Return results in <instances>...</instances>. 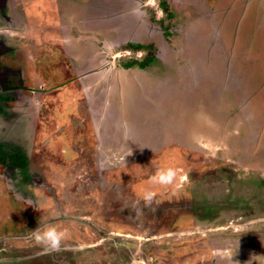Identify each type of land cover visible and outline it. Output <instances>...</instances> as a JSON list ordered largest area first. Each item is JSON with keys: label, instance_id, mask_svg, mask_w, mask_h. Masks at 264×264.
<instances>
[{"label": "flooded vegetation", "instance_id": "1", "mask_svg": "<svg viewBox=\"0 0 264 264\" xmlns=\"http://www.w3.org/2000/svg\"><path fill=\"white\" fill-rule=\"evenodd\" d=\"M40 1L0 0V130L16 133L14 138L0 137V264H67L78 251L121 238L137 242L150 259L143 264H245L246 245L264 264V246L258 245L262 235L253 227V222L264 221V204L253 187H234L240 182L264 184V170L253 163L254 157L263 160L259 148L264 145L257 138L251 152L249 145L240 148L239 156L212 157L210 149L200 148L205 141L169 133L179 126L193 128L196 114L221 115L224 96L214 105L208 100L214 93L211 84L222 81L197 73L194 82L189 65L198 64L207 48L219 50L210 46L216 25L221 48L228 46L241 58L233 46L242 30V14L247 9L245 15L254 20L259 12L261 21L264 0H238L233 8L225 0H148L156 8L143 7V14H152V19L154 14L158 38L118 48L124 57L117 61L114 34L94 29L86 19L96 12L95 0H51L56 10L44 18L30 9ZM245 1L250 4L245 6ZM159 38L170 44V58H161ZM263 67L254 69L259 72L251 77L252 90L250 81H243L244 93L226 97L233 102L243 94L256 97L260 92L254 81ZM242 75V80L249 77ZM132 84L139 89L136 102L121 115L117 104ZM165 90L174 102L171 123L165 121L168 110L157 107ZM230 122L224 130L240 127L235 144L244 146L252 121ZM208 129L203 127V132ZM83 131H90L87 142L78 144L77 134ZM155 146L159 148L150 150ZM173 147L201 152V157L168 155ZM103 151L110 152L107 158ZM115 156L117 166L108 160ZM131 159L140 169L126 170ZM161 167L176 170L172 185L149 183ZM145 190L156 193L151 207L141 199ZM133 205L138 209L132 211ZM261 223L259 231H264ZM41 225L68 230L59 251L36 244L30 231ZM196 243L204 249L197 260Z\"/></svg>", "mask_w": 264, "mask_h": 264}, {"label": "rangeland", "instance_id": "2", "mask_svg": "<svg viewBox=\"0 0 264 264\" xmlns=\"http://www.w3.org/2000/svg\"><path fill=\"white\" fill-rule=\"evenodd\" d=\"M117 1L114 2L115 7L121 8V10H122L118 14H125L126 13L127 17L131 20L129 25L126 23V20H123V21L115 20V23H112V22H111L112 24L111 23H104V26L102 24L97 25L96 22H93V21L91 22L93 14L86 15V19H89L88 22L90 25L94 26L93 27L94 29L98 27L97 29H101V31H103L105 33H108V34L113 33L114 34V43L112 44V42L110 41V44H112L115 47V50H113V51H115V52H113V55H114V58L116 59V61L119 58L124 57V55H122L123 49L118 50V48H120V47L124 48V46L128 43H137V44L139 43L140 44L141 42L158 38L157 34L159 33V29L157 28V25L154 21V14H153V19L151 17L152 14H143L144 8L145 9L148 8L149 10L151 8L155 9L156 8L155 3L152 4L150 2V4L147 5L146 3L148 2V0L146 2H141V0H138L141 2V3L138 2L139 4H137L135 0H125L124 2L123 1L117 2ZM78 3L80 4V0L78 1ZM227 3H229L228 5H233L232 0H228ZM133 8L135 9V13L130 14L131 9H133ZM30 9L32 11V14H36L37 16L39 15L42 18H44V16L46 14L52 13L56 10V8L54 7V4L51 0L40 1L36 5L32 6ZM95 10H96V12L94 11V14H99L97 12L98 9L96 6H95ZM231 10H233V9H231ZM139 16H141L140 18H141V20H143V21H141V25H140V23L137 24V20L139 21ZM215 16H216L215 18L217 20L222 19V15H215ZM258 17L259 16L256 15L254 20H251V19L247 20L246 15H244V18L241 20L242 22L240 23V27L242 26V30H238V36H237V41H236L237 47L235 45L233 46L234 51H236L237 53L238 52L242 53L241 58L235 52H232L228 48V46L221 49L222 55H225L224 58L229 60V64L232 67V73L234 74V77H231L229 79L230 83L225 81V79H224V81L219 83V79H217L216 77L212 78L213 80L216 79L219 84H217V86L214 83L211 84L212 91H214V93L212 92V96L209 98L210 100H208V101H209V103L214 105V104H217L214 102H219L220 98L224 96L223 99L221 98L222 99L221 100L222 101V113H221V115H219L218 112H210V114L202 113V115L196 114L193 128H190V127L187 128V126L184 125V126H179L178 128L175 127L174 129L176 131L174 129L172 131L171 130L169 131V133L172 132L173 134H178V136L180 138L186 139L187 141L189 140L188 138L192 139L193 137H194V141H205L206 144L204 146H203V144L200 145V148H203L205 150L210 149L209 152L208 151L207 152L210 153L212 157L215 155H219L220 153L225 154V155L235 154V156H239L241 153L240 148L243 147V151H244V149H245L244 147H246V146L249 147V145H250V151L249 152H251V150H253V147L251 145L254 143L258 144V141L261 143L260 145H262V144L264 145V99L262 98V95L264 93V67L261 69L262 70L261 75L260 76L258 75V79H257L258 82H256V80L254 81V84L256 85L255 89H257V92H260L258 94H255L256 97L255 96L251 97L250 99H252V100H250L249 98L247 99L246 96L243 94L242 96L239 97V99H236V101H234V102L229 97H226L227 95H230L232 93H234L238 96L239 93L243 92V84L241 85V83L243 81L245 83L247 81L249 83V81H250L248 86H250V88L252 90L253 85L251 82V77L254 78L255 77L254 75L258 74V72H259V71L255 72L254 69L258 70V67L260 68L261 66H264V21H263V23L260 22ZM112 20H113V18H112ZM131 22L136 23V24L131 25ZM106 24H108L107 27H106ZM144 24L146 26H148V25L151 26V29H152V30H150V32H147V34L144 32L145 29L143 30V28H141V27H144L143 26ZM247 31L251 32L250 33L251 35L247 34ZM217 32H218V27L216 25V28L214 29V31L211 34L212 44L214 43V41L217 38H219L217 35ZM160 36H161V34H160ZM247 36L251 39H249V38L247 39ZM159 39H160L159 40V43H160L159 48L161 51L160 52L161 58H164L167 56L170 58L171 54L168 52V50L166 48V47L169 48L170 44H168L166 39H161V38H159ZM57 52H59V50H55L54 53H57ZM211 53L216 54L217 51L211 52ZM126 57H129V56H126ZM116 63L117 62H114L115 65H116ZM223 63L225 66L227 65L226 60H223ZM235 63L240 65L239 70L242 74L249 75L248 78H244L242 80L243 75L240 72L238 73V71L235 68V66H236ZM190 65L193 66L192 69L194 71V72H192V76H193L192 78H194L192 80L194 82H197L198 81V74L201 75L203 73L202 67H200V66L197 67L198 64L193 63V62H191ZM203 65L207 66L204 59H203ZM205 70H206V68H205ZM206 72H207V70H206ZM228 72H231V70ZM214 86H216L215 89H213ZM147 90H148V92H150L151 89L147 88ZM127 91H129V93L131 94L129 97H127V95H126ZM138 91H139V89H137L133 84L131 85V89L128 85V88L124 91V94H123L124 97H122V100L120 102H118V104H117L119 110L121 111V115L128 113V110H129L128 106H132L135 104L136 101H135L134 94L138 95V93H139ZM236 91H238V92H236ZM223 93H225V94H223ZM150 95H151V97H149L148 99L151 102H153V100H156V99H154L153 94H150ZM249 100L252 101L253 103H251ZM173 103L174 102L172 99V94L169 90L164 91V97L161 100L157 99L158 109H160L162 111H164V109L168 110L169 113L168 114L165 113L167 116L165 121L169 122V123L172 122V114H171L172 112L170 110L173 109ZM214 108L217 109L218 105H216V107L214 106ZM137 110H139V108ZM225 118L231 119L232 122H230L228 120L227 121L228 123H226ZM248 120H251L252 122L246 128L248 130H250L248 132L249 133L251 132V133L249 135H247V137L245 139H242V141H243L242 143L244 144V146H242L241 143L236 145L235 143H237V138H238L237 137L238 133H236V131H238L240 127L234 129L233 131H231L229 129H227L225 131L224 129L229 127V122L233 125V122H237L239 124H242ZM183 121H186V117ZM179 123H180V121H179ZM158 124L159 125L163 124V118L161 116L158 117ZM203 127L209 128L208 129L209 131H206L204 133ZM89 132L90 131H86V132L83 131V132H81L82 134H77L78 144H80V143L83 144V143L87 142L86 140L88 139V135H89L88 133ZM234 133H236L235 134L236 136L233 135ZM64 134H67L68 137H70V132H68V133L64 132ZM10 135H11V138H14L16 136V133L15 132L5 133V132L0 130V137L1 138L3 137V138L8 139ZM244 136H242V138ZM21 137L23 139H26L27 134L26 133L21 134ZM257 138H258V141H257ZM196 144H197V142H195V145ZM26 148H27V146H26ZM152 148L157 149V148H159V146L151 147L150 150H153ZM255 149H256L255 151L257 152L258 147ZM259 151L264 153V148H262V149L259 148ZM109 153L110 152H107V151L101 152V154L103 156H105L106 158L109 155ZM168 153L165 152L164 154L178 155V156H179V154H181L182 156H184L183 157L184 160H185V157H193V156L195 158L201 157L200 155H198V153L200 154L201 152H188V151H183L180 148H176V147H173L172 150H170V151L168 150ZM118 155L119 154H117V156ZM260 155L263 158V160H258L259 158L257 159V157H254L255 159L253 160V163L257 164V166L259 165L258 167H260L264 170V154L260 153ZM117 156H115L114 159H108L109 161L111 160L110 163H113L116 166L119 165V161H120ZM131 160H132V162L128 164V166L126 167L127 168L126 170L131 171L134 169H137V170L140 169V167H138V163L135 162L136 159H131ZM175 160L178 161L179 159L176 158ZM120 163H124V162L121 161ZM105 167H110V166L105 164ZM249 172H252L251 167H249V169H248V173ZM253 183H255L256 186H253ZM253 183L251 185L249 182H244V183L240 182L239 184H235L234 187H235V190L240 188V187H246V186L253 187L254 190L256 191L257 200L261 201V204H264L263 203L264 202V184H261V182H253ZM199 201H201V200H199ZM131 209H132V211L137 210L138 205H134V207H132ZM114 213L117 214L116 211H114ZM164 213H167V212L164 211ZM167 215L170 218H172V215H169V214H167ZM160 218H161V216H160ZM157 219H159V218H157ZM261 222H264V221H261ZM261 222H259V223H257L256 221L253 222V224H254L253 227L257 226L256 228L258 229V231H256V233L262 235L260 240H259L258 245L264 246V231H259L260 226L262 225ZM256 223H257V225H256ZM76 229L81 230L78 227H76ZM256 236H257V234H256ZM195 242L196 241H194L193 243L195 244ZM174 243L178 244V241L172 242V244H174ZM216 243L217 242H211L210 245L218 246ZM124 245H126L127 248L124 247ZM198 247H199V244L196 243V245L194 247L195 251H193L194 258L196 260H197V258L201 257V255H202L201 253L204 251V249L199 250ZM237 247H241V246H237ZM216 248H218V247H216ZM228 248H229L228 252H230L231 251L230 247H228ZM249 248H250V246L246 245L242 251L244 256L247 255L249 257L248 262L245 264H260L261 261L256 260L257 253L251 252ZM75 249H74V251H76ZM142 251L143 250H141V247H137L136 241H131V240L121 238V239H118L117 241H115L114 243H110V244L104 243V244L100 245L99 247H96L93 249L92 248L91 249H84L83 252L78 251V252H76L77 254L75 256H69L70 258H67V260H68L67 264H143V262L145 260L150 261V259L145 258L144 253H142ZM148 256L150 258H153L152 254H149ZM212 264H223V262H220V261L215 262L214 261Z\"/></svg>", "mask_w": 264, "mask_h": 264}, {"label": "water", "instance_id": "3", "mask_svg": "<svg viewBox=\"0 0 264 264\" xmlns=\"http://www.w3.org/2000/svg\"><path fill=\"white\" fill-rule=\"evenodd\" d=\"M116 1L117 0H95L96 3H94V6L97 7V9H98L97 12L99 14H93V17H92L93 22H96L97 25L98 24L99 25L102 24L104 26V23H111V22L115 23V20H120V21L126 20V23L129 25L131 20L127 17V14L126 13L125 14H118L122 10H121V8L115 7L114 2H116ZM118 1H123L124 2L125 0H118ZM135 1H136L137 4H139L138 0H135ZM133 9H131L130 14L135 13V9L134 10ZM140 17L141 16H139V21L137 20V24L140 23V25H141V21H143V20H141ZM112 18H113V20H112ZM132 24H136V23H132L131 22V25ZM107 25L108 24H106V27H107ZM143 26L144 27H141V28H143V30L145 29L144 32L146 34H147V32H150V30H152L151 26H149V25L146 26L144 24ZM213 45H214V48H216V49L218 48L219 49V50H217V53L213 54L207 48L206 52L202 53V56L199 59L201 61L198 63L197 67L198 66L202 67V72L205 73V74L212 75L211 76L212 78L216 77L217 79H220L221 81H224V79H225V81L230 83L229 79L231 77H234V74L232 73V67L229 64V60L224 58L225 55H222V53H221V49L222 48L219 45L217 40L214 41ZM213 45H212V42H211L210 46H213ZM203 55H204V57H203ZM203 59H204V61H205L207 66L203 65ZM223 60H226V63H227L226 66L223 63ZM192 67L193 66L189 65V68L192 69ZM205 68H206L207 72H206ZM230 70H231V72H228ZM201 75H203V74H201ZM203 77H205V76L203 75ZM0 90H1V86H0Z\"/></svg>", "mask_w": 264, "mask_h": 264}, {"label": "clouds", "instance_id": "4", "mask_svg": "<svg viewBox=\"0 0 264 264\" xmlns=\"http://www.w3.org/2000/svg\"><path fill=\"white\" fill-rule=\"evenodd\" d=\"M131 154V151L129 155ZM177 177V172L172 167L157 168L154 174L149 177V183L159 186H170L174 183ZM185 180L187 177L184 178ZM156 193L151 190H145L141 194V199L144 202L145 207H151ZM134 207V205H133ZM31 236L36 244L41 245L47 251H59L61 249L62 242L68 237L69 233L67 229H57L55 227L41 225L36 229L30 231Z\"/></svg>", "mask_w": 264, "mask_h": 264}, {"label": "crops", "instance_id": "5", "mask_svg": "<svg viewBox=\"0 0 264 264\" xmlns=\"http://www.w3.org/2000/svg\"><path fill=\"white\" fill-rule=\"evenodd\" d=\"M237 1H238V0H232L233 5L236 4ZM239 1H241V0H239ZM256 1H258V0H256ZM227 2H228V0H225L224 5L229 6V5H228L229 3H227ZM244 4H245V6H246L247 4H250V3H248V2L245 1ZM233 5H231V8H233ZM239 5H240V4H239ZM234 6H235V5H234ZM257 12H258V10H257ZM245 14H247V9H246V11L244 10V12H243V14H242V18H244V15H245ZM256 14L258 15L259 12L256 13ZM253 15H254V14H253ZM260 15H261V14H260ZM246 19H247V20H249V19L252 20V18L247 17V16H246ZM240 21H241V20H240ZM259 21H260V19H259ZM263 21H264V19H262L260 22L263 23ZM249 24H250V23H249ZM250 33H251V32H248V31H247V34L251 35ZM245 38H246V37H245ZM248 38H249V37L247 36V39H248Z\"/></svg>", "mask_w": 264, "mask_h": 264}, {"label": "trees", "instance_id": "6", "mask_svg": "<svg viewBox=\"0 0 264 264\" xmlns=\"http://www.w3.org/2000/svg\"><path fill=\"white\" fill-rule=\"evenodd\" d=\"M136 47H138V46H136Z\"/></svg>", "mask_w": 264, "mask_h": 264}]
</instances>
